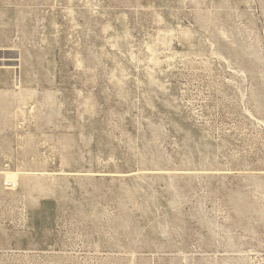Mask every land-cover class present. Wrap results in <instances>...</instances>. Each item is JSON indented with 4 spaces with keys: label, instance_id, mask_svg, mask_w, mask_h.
Masks as SVG:
<instances>
[{
    "label": "rangeland",
    "instance_id": "374dc122",
    "mask_svg": "<svg viewBox=\"0 0 264 264\" xmlns=\"http://www.w3.org/2000/svg\"><path fill=\"white\" fill-rule=\"evenodd\" d=\"M0 264H264V0H0Z\"/></svg>",
    "mask_w": 264,
    "mask_h": 264
}]
</instances>
